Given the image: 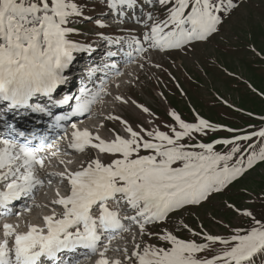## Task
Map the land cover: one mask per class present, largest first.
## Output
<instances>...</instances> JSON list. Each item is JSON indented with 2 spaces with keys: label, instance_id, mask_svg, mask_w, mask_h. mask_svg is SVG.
I'll return each instance as SVG.
<instances>
[{
  "label": "snow or ice",
  "instance_id": "snow-or-ice-1",
  "mask_svg": "<svg viewBox=\"0 0 264 264\" xmlns=\"http://www.w3.org/2000/svg\"><path fill=\"white\" fill-rule=\"evenodd\" d=\"M157 3L165 10V19L145 14L143 23L149 31L144 33L143 40L149 48L180 49L193 40H204L217 31V25L221 23L217 13L223 6L216 0H147V4L153 6ZM136 4L137 0H111L109 7L115 9L121 5L132 9ZM228 7H231L230 3ZM81 16L83 10L73 0H0V102H6L5 111L24 108L52 115L47 108L29 101L37 95L51 99L58 85L66 83L64 73L73 61V53L90 50L71 38L76 29L69 26L70 18ZM133 45L137 52L147 50L135 39L129 47ZM102 91V87L95 93L82 88L72 112L55 116L52 127L61 128V121L89 111ZM69 99L71 97L65 96L56 103L65 104ZM115 99L127 103L120 96ZM137 107L148 112L141 105ZM169 115L179 128L172 127L171 134L159 129L146 131L143 127L136 131L127 121L112 115L105 119L117 120L124 125L127 137L115 134L106 140L87 128H77L76 124L71 125L70 139L65 135L50 140L47 135L37 137L33 131L21 143L0 134V182L3 183L0 216L13 215L8 207L12 201L22 195L29 196L34 189L44 185L40 172L48 177H58L61 184L66 182V194L61 195L58 188L56 199L51 201L61 207L59 213L53 210L51 214L43 215L42 224L25 222L26 231H19V224L2 225L0 264H79L75 257L64 255L76 253L78 249L86 250L79 253L85 259L98 254L95 264H122L119 259L110 260L106 254L111 250L112 240L131 228L125 227L120 212L110 208L109 202L125 203L134 215L123 219L137 225L141 236L151 235L147 233L146 225L164 221L169 212L186 204L199 203L243 171L228 163L232 153L239 151L236 147L232 153L221 155L212 151V144L182 143L194 132L215 131V126L200 117L196 118V123H187L175 112ZM5 126L16 131L10 124ZM18 135L25 137L26 134L19 132ZM251 135L264 138V129ZM37 138L39 143L33 146L32 140ZM59 139L68 140V150L83 153L88 148L95 149L98 154L109 156L110 162H102L98 155L88 159L86 164L81 161L79 167L70 169L73 161L61 158L57 164L63 166V171L48 172L46 161L50 163L54 157L69 154L68 151L61 153L57 144ZM235 139L247 140L249 137ZM197 147L203 151L188 150ZM45 149L54 150L49 156L41 155ZM141 149L149 154L141 155ZM259 158L264 160V151ZM251 164L252 160H249V166ZM25 211L30 212L31 208L26 207ZM243 214L252 215L247 211ZM255 223L259 227H252L244 235L236 229V234L228 239L205 234L207 243L179 239L163 230L158 239L165 242L164 246L145 243L141 247L140 243H134L130 255L127 247L123 249L124 259L133 264H252L256 254L264 253V224ZM183 227L187 228V225ZM104 238L107 243L98 251ZM217 242L224 246L219 253L210 258L199 255L207 253Z\"/></svg>",
  "mask_w": 264,
  "mask_h": 264
},
{
  "label": "rangeland",
  "instance_id": "rangeland-1",
  "mask_svg": "<svg viewBox=\"0 0 264 264\" xmlns=\"http://www.w3.org/2000/svg\"><path fill=\"white\" fill-rule=\"evenodd\" d=\"M73 2L83 10V16L70 18L69 26L76 29L71 37L74 41L99 46L106 37L116 39L118 43L127 40L128 44L135 39L147 49L139 52L137 59L131 60L134 61L129 65V71L118 75V79L110 80L100 93L94 112L91 105V113L77 128H94L93 134L98 133L101 138L110 140L115 134L127 137V133L119 121L105 119L109 115L119 116L136 131L143 127L146 131L159 129L169 134L172 127L179 130L170 112L177 113L187 123H196V118L200 117L215 126L216 130H207L206 134L194 132L191 138L185 137L182 143L212 144V151L221 155L232 153L236 147L239 151L232 153L229 166H234L239 159L244 168L251 167L219 191L210 192L199 203L186 204L169 212L164 221L146 225L147 233L151 235L141 236L137 232L138 226L130 223L134 234L120 233L119 240L110 245L113 249L110 255L122 264H133V261H125L123 249L127 247L130 255L134 243H140L141 247L145 243L162 247L165 242L158 237L163 230L179 239L207 243L205 234L228 239L236 234V229L244 235L252 227H259L255 221L264 224V160L259 158L261 151H264V138L256 137L250 142L234 144L236 137L264 129V0H216L223 6V10L217 13L221 16L217 31L204 40H193L180 49L165 50L149 48L143 40L144 33L149 31L143 23L146 13H151L155 19H165V10L158 3L153 6L147 4V0H137L132 15L122 18L116 15L111 19L108 17V11L112 9L109 7L111 0ZM229 3L231 7H228ZM126 7L117 5L115 9ZM114 21H118V25L113 26ZM148 24L151 25V21ZM116 96L127 103L117 101ZM137 105L147 108L148 112ZM99 124L103 127H98ZM225 140L233 143H216ZM188 150L203 151L198 147ZM140 154L149 153L141 149ZM97 156V150L88 148L83 153L69 154L68 157H72L73 164L81 161L86 164L88 159ZM110 159L103 155L102 161L109 163ZM249 160H252L251 166ZM51 208V211L55 210ZM127 209L122 201L113 206V210L125 216L134 215L133 211ZM245 211L252 215H244ZM38 212L42 215L44 206L34 207V211L26 215L28 222H38ZM183 225H187V228ZM223 247L217 242L207 253L199 255L210 258ZM254 264H264V260L255 256Z\"/></svg>",
  "mask_w": 264,
  "mask_h": 264
},
{
  "label": "bare ground",
  "instance_id": "bare-ground-1",
  "mask_svg": "<svg viewBox=\"0 0 264 264\" xmlns=\"http://www.w3.org/2000/svg\"><path fill=\"white\" fill-rule=\"evenodd\" d=\"M103 10V9H102ZM102 12H104V11H102ZM122 14L121 15H124V14H126V11L123 9L122 10V12H121ZM109 15H111V13H109ZM112 15H114V12H112ZM85 17H89L88 15H85ZM99 20H101V19H99ZM99 20H97V21H99ZM114 43H117L116 41H112V42H108V44H114ZM99 48H101V50H102V47H99ZM112 49H114V48H112L111 46H105V49H104V51L105 52H107V53H109V52H111L112 51ZM75 54H76V52H75ZM93 55H95V51L92 53V58H93ZM97 59H98V57H97ZM97 59H95V60H93V59H90L91 60V62H90V65H92V66H96L97 64H98V62L97 61H99V60H97ZM132 59H134V58H131L130 60H129V62L132 60ZM105 66L107 67V66H111V63H107L106 62V64H105ZM109 68H107V70H108ZM83 70H85V68L83 69ZM73 71H74V69H72V66L71 65H69V67H68V70H67V75H69L70 73H73ZM90 74H93V73H90ZM79 77V83H82L84 86H85V88H87V89H89L91 86H93L94 85V82L93 81H90V80H88V78H86L84 75L83 76H78ZM69 79H70V77H69ZM106 85V83H104L103 84V86H100V87H102L103 89L106 87L105 86ZM58 88H61V91H60V93L62 94V95H69L70 96V91H69V86L68 85H66V83H64V84H61V85H58V87H57V89ZM76 92H79V90H77ZM61 95V96H62ZM48 99H49V97H48ZM71 99H72V96H71ZM49 100H51V99H49ZM55 101H59V99L57 98V99H55ZM97 101V100H96ZM96 103V102H95ZM95 103H93L92 105H94ZM1 112V111H0ZM91 112L90 111H87V112H84V113H81V115L79 114L77 117V119L78 120H73V122L74 123H77V127H79L80 126V122L85 118V117H87L89 114H90ZM1 116H2V119H3V122L2 123H0V126H1V128H0V133H2L3 132V134L4 135H9L10 134V132H11V129H9V128H6V124H10V125H12V126H14V125H16V124H18V125H20L23 129H28V127H27V124H29L30 123V121H29V119L28 120H24V121H26V122H22L19 118H17V119H12L11 117L12 116H10L9 117V115L8 114H6V113H1ZM35 116V114H33L31 117H34ZM71 117H74V116H71ZM37 118H41L40 116H37ZM29 121V122H28ZM38 121V120H37ZM39 122V121H38ZM55 122V121H54ZM63 121H61V125H62V127L61 128H59L60 129V131L58 132V133H56V134H53V136L54 137H59V136H61V135H63L64 133H65V131H64V129H65V127H67V126H69L70 125V123H71V120L69 121H67V122H64V123H62ZM98 123V122H97ZM39 124H40V122H39ZM100 126V124L98 125V127ZM71 129V128H70ZM94 128H90L89 130L90 131H92ZM30 130V129H29ZM81 130H82V128H81ZM67 135V137H69V134H66ZM17 136H19L18 135V133H17ZM20 137V136H19ZM62 137H64V135L62 136ZM70 137H71V135H70ZM18 138V137H17ZM23 138H27V137H23ZM22 139V138H21ZM52 139H54V138H52ZM59 140H62L63 142H64V146L62 147V149H63V152L64 151H68V153L69 154H73L74 155V153H75V155H77L78 153L77 152H75V151H72V150H68L67 149V143H68V140H66V139H59ZM33 142H34V144H33ZM36 142H38V139H35V140H33L32 141V145L34 146L35 145V143ZM58 142H60V141H58L57 140V144H58ZM54 150V149H53ZM53 150H50V151H48L47 152V155H49L50 154V152L51 151H53ZM69 154L67 155V156H64V158L66 159H72V157H68L69 156ZM99 155V157H100V159L102 160V158H103V155L104 154H98ZM103 162V161H102ZM69 167H70V169H76L77 167L74 165V164H71V165H69ZM58 170H60V171H63V166H61V165H59L58 166V168H57V172H58ZM40 177H41V179H43L44 180V182L47 180V179H52V180H54V181H57V183H58V185L56 186V189H58V188H65L66 189V182L64 183V184H61L60 183V181H59V178L57 177V178H50V177H48V176H46L45 174H40ZM0 187H3V183L2 182H0ZM41 187V186H40ZM3 189V188H2ZM40 200H42L43 201V203L45 204V205H47V207H44V212L43 213H41L42 215H39V212H38V214H36L37 216H38V219H37V221L38 222H32V223H34V224H42V220H41V217L43 216V215H49V214H51V212L50 213H48V211L49 210H47L48 209V207H54V209H55V211L57 212V213H59L62 209H61V207L60 206H58V205H53L52 203L51 204H48V202H47V200H46V198H44V199H28V200H26V199H23V200H14V201H12L9 205H8V207L11 209V211H12V213H13V215H9V216H0V219H4L5 221H8V223H11V224H20L21 223V225H19V231H26L27 229H26V227H24V225H25V222H28V219H26V215L27 214H30L31 212H33L34 211V205H42V206H44L42 203H40ZM26 207H30L31 208V211L29 212V211H25V208ZM39 208V207H38ZM0 211H3L2 209H0ZM19 214V215H16V214ZM31 216H34L33 214H31ZM15 217V218H14ZM24 224V225H23ZM23 227V228H22ZM0 235H2V225H0ZM75 257V259H77L79 262H80V260L81 259H83L81 256H79V255H76V256H74Z\"/></svg>",
  "mask_w": 264,
  "mask_h": 264
}]
</instances>
